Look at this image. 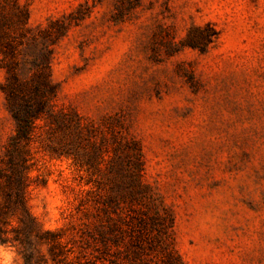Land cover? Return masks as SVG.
<instances>
[{
  "label": "rangeland",
  "instance_id": "374dc122",
  "mask_svg": "<svg viewBox=\"0 0 264 264\" xmlns=\"http://www.w3.org/2000/svg\"><path fill=\"white\" fill-rule=\"evenodd\" d=\"M19 4L33 32L68 25L50 64L55 107L94 126L114 119L138 141L143 182L171 210L184 264H264V0ZM4 77L0 68V85ZM39 126L29 145L31 214L63 234L70 257L88 239L81 263L124 264L122 245L105 251L88 236L107 225L95 201L111 193L108 154L86 162L94 139L84 138L76 164L60 154L69 139ZM13 129L0 90V155ZM5 254L22 264L8 246L0 264Z\"/></svg>",
  "mask_w": 264,
  "mask_h": 264
},
{
  "label": "trees",
  "instance_id": "16d2710c",
  "mask_svg": "<svg viewBox=\"0 0 264 264\" xmlns=\"http://www.w3.org/2000/svg\"><path fill=\"white\" fill-rule=\"evenodd\" d=\"M27 19L19 0H0V68L5 74L0 90L14 123L0 155V246L15 249L22 264H83L80 257L89 247L85 239L87 246H80L78 255L70 257L74 250L63 240V234L45 230L28 208V172L32 166L29 145L43 123L69 139L60 154L71 156L76 164H82L76 149L84 138L94 139L86 162L91 154L101 160L105 154L109 156L106 169L113 179L111 193L95 201L97 217L107 225L102 222L100 226L105 228H98L99 237L89 238L101 243L105 251L108 242L115 247L122 245L124 264H184L175 248L173 214L143 182L138 141L124 134L114 119L94 126L74 110L55 107L58 90L51 79L50 64L54 46L66 34L68 25L52 22L33 32ZM112 232L120 235L106 236Z\"/></svg>",
  "mask_w": 264,
  "mask_h": 264
},
{
  "label": "clouds",
  "instance_id": "9594fccd",
  "mask_svg": "<svg viewBox=\"0 0 264 264\" xmlns=\"http://www.w3.org/2000/svg\"><path fill=\"white\" fill-rule=\"evenodd\" d=\"M9 258L8 256L5 254L3 255V264H8Z\"/></svg>",
  "mask_w": 264,
  "mask_h": 264
}]
</instances>
